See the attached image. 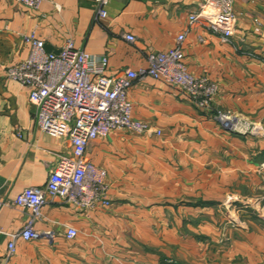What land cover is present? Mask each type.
<instances>
[{
	"label": "crops",
	"instance_id": "1",
	"mask_svg": "<svg viewBox=\"0 0 264 264\" xmlns=\"http://www.w3.org/2000/svg\"><path fill=\"white\" fill-rule=\"evenodd\" d=\"M199 0H44L30 9L0 0V264H264V0H236L234 35L225 42L205 23L190 25ZM36 32L49 52L68 40L108 55L109 72H140L153 52L186 34L185 63L218 85L211 109L150 77L133 83V118L150 136L121 130L92 141L86 159L107 171L111 206L84 212L47 195L37 240L10 234L29 217L14 205L24 189L43 186L66 138L41 132L29 93L7 78L28 58L23 38ZM132 34L131 43L125 35ZM221 110L252 122L257 136L224 129ZM160 131L158 136L154 132ZM79 234L68 239L67 228Z\"/></svg>",
	"mask_w": 264,
	"mask_h": 264
},
{
	"label": "built area",
	"instance_id": "2",
	"mask_svg": "<svg viewBox=\"0 0 264 264\" xmlns=\"http://www.w3.org/2000/svg\"><path fill=\"white\" fill-rule=\"evenodd\" d=\"M20 5L39 9L44 0H16ZM110 0H97V19L108 18L105 9ZM200 8L189 17L190 25L205 23L214 33L230 42L234 35L236 0H199ZM131 43L132 34L125 35ZM186 34L178 37V44L169 51L153 52L149 67L135 72L127 70L113 75L109 72L108 55L94 56L75 47L68 40L59 52H49L46 43L36 32L24 36L29 46L28 58L7 69L9 80L18 82L29 93L36 108V124L47 135L66 138L72 147L70 156H61L47 182L40 187L23 190L14 205L23 211L28 221L21 231L10 234L7 258L16 252V241L37 240L40 233L35 223L43 217L47 195L58 197L84 212L109 208L107 171L86 159L89 144L107 138L116 131L126 130L150 136L152 128L133 118L134 105L129 98L133 83L150 77L181 91L201 109H211L218 94V85L208 77L191 74L185 63ZM216 119L224 129L239 135L257 136L258 128L249 121L238 119L218 110ZM161 136L160 131L154 132ZM6 204L0 200V213ZM79 232L68 227L66 236L75 239Z\"/></svg>",
	"mask_w": 264,
	"mask_h": 264
}]
</instances>
